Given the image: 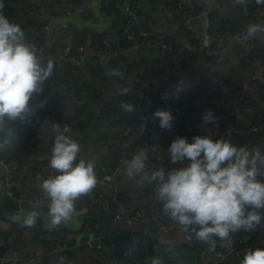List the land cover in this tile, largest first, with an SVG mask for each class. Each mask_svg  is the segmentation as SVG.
Returning a JSON list of instances; mask_svg holds the SVG:
<instances>
[{
    "label": "crops",
    "instance_id": "obj_1",
    "mask_svg": "<svg viewBox=\"0 0 264 264\" xmlns=\"http://www.w3.org/2000/svg\"><path fill=\"white\" fill-rule=\"evenodd\" d=\"M213 1L212 6L218 5L214 12L222 13L225 19L223 23L228 32L241 15H245L246 20L241 23L238 30L247 24L264 25V5L257 3V0ZM83 2L86 4L83 14L68 15V12L74 11ZM129 2L131 0H106V15H103L97 0H2L3 8L0 9L2 14L10 23L20 26L25 41L36 49L40 57L46 53L58 54L66 46H76L79 37H83L84 41L90 37L91 42L84 53L75 52L77 63L70 61L59 63L49 77L51 93L62 98L57 106V112L64 123L59 126L49 121L48 116L40 115L38 111L41 106L40 99L34 94L30 101L31 113L24 120L18 121H22L24 126L29 121L35 124L40 134L37 145L29 147L31 154L27 155L25 147H21L26 146V137L17 135L15 142L19 147L5 145L0 148V154L5 157L11 158L14 149H19L20 157L22 159L27 157L30 160L22 162L19 167L18 164L12 163L11 177L0 167L1 246L3 240L9 237L10 232L12 233L9 237L8 250L0 261L8 258L9 264H125V261L115 260L111 253L104 252L98 246H91L80 253L67 254L61 252V249L54 251L53 230L56 227L51 226L48 207L44 203H33L29 200L45 196L41 184L53 176L49 161L57 135H67L77 142L81 147L77 162L79 159L92 162L96 176L114 187L113 189L94 187L90 193L75 202L79 215L58 226L63 241L80 234L89 235L93 239L104 233L107 227L126 230L137 226L128 222L112 224L113 214L121 206L150 211L162 206L156 197V183L145 180L143 185H140L137 181L143 174L129 179L125 175L126 165L118 167L121 157H133L143 148L140 146L142 140L144 144H153L164 149L166 148L160 142H164L167 136L172 137V142L175 135L185 138L188 143H192L193 137L196 136H210L215 141L221 138L226 129L251 128L252 113L246 107L248 101L256 100L264 109V52L259 46L264 45V33H259L261 37L259 41L254 40L255 48L258 46L259 49L258 53L252 50L235 53L233 41L229 39L220 54L212 56L209 42L217 38L219 35L217 32L220 31L218 22L211 19L214 12L204 16L206 36L200 39L195 37V33L204 34L202 28L204 19L201 17L195 25V30L185 27L188 18L203 10L206 0H180L178 8L172 4L173 0H140L137 9L132 10L133 14L140 16L136 17L133 28H127L129 33L127 41L132 40L133 44H139L140 48L138 51L127 52L129 47L127 42L120 47L122 39L118 38L116 41L115 31L122 28L121 17L128 14L125 6ZM180 7L185 10L184 15L180 14L182 11ZM184 16L188 18L185 19ZM46 21L52 25L68 23L69 29L55 34L44 28ZM144 33L147 35L140 39ZM162 33L171 34L172 46L166 53H162L155 45L157 35ZM151 36L154 38L151 39ZM230 36L232 34L229 32L225 37ZM103 39L108 40L120 51L117 57L109 58L104 54L101 45ZM113 71L121 75H111ZM147 73L161 78L168 86L166 92L169 96L166 103L161 102L154 108V112L161 109L172 114L174 119L170 129H162L159 126V119L154 118V113L147 112L150 109L149 105L141 108L143 93L136 88L137 85L143 86ZM130 99H138L139 102L136 107L134 106V111L124 112L121 104L122 102L130 104ZM199 99L209 100L210 103L201 104L198 102ZM200 105L205 108L203 117L208 113V109L213 112L214 123L205 122L202 118L195 120L198 114L194 109ZM240 106L246 111L242 119L236 117V109ZM83 107L87 109V114L78 119L74 118V113ZM137 114L144 120L140 122ZM96 120L99 122L96 123ZM13 125L15 122L7 123L6 127ZM65 128L70 131L64 132ZM250 133L252 132L245 134ZM228 142L237 148L244 147L248 151L259 149L264 154V134L256 139L243 141L232 136ZM160 153L161 149L156 148L145 161V171L149 175L160 168L166 171V162L160 165L155 160V156ZM189 163L187 159L178 162L174 169L186 167ZM36 171L41 173L42 183L32 188L30 182ZM11 179L23 183L20 195L24 201V208L19 214L2 206L4 200L8 199L6 184ZM3 180L6 184H3ZM92 193L98 195L96 200L90 199ZM31 211H38L40 215L36 224L29 227L23 225L22 219L25 213ZM258 211L264 215V209ZM17 215L21 216V222L8 220ZM89 227L92 229L91 232L88 231ZM248 232L250 231L240 230L230 235L233 251L223 258L220 264H240L246 254L244 250L246 245L252 246L254 251L264 249L263 222L256 226L250 236L247 235ZM151 235L157 238L161 245L153 258V261L156 260L159 264H179L173 258L176 253L184 250L196 255L195 262L187 264H215L218 260L216 251H226L229 248L227 240H215L214 245L201 242L195 238L194 232L184 231L179 224L169 233L153 232ZM239 239H243V242H239Z\"/></svg>",
    "mask_w": 264,
    "mask_h": 264
},
{
    "label": "clouds",
    "instance_id": "obj_2",
    "mask_svg": "<svg viewBox=\"0 0 264 264\" xmlns=\"http://www.w3.org/2000/svg\"><path fill=\"white\" fill-rule=\"evenodd\" d=\"M257 33H264V25L248 26V36ZM53 67L51 60L44 65L36 49L25 41L20 26L10 23L0 11V148L15 137L6 124L24 120L31 113V98L42 91ZM111 75L121 73L113 71ZM168 96L166 92L162 98ZM121 108L124 112L135 110L127 102H122ZM153 115L162 129L171 128L174 118L169 111L157 109ZM202 119L215 122L211 112ZM80 152V145L69 136H56L49 163L58 174L41 184L53 228L79 215L75 202L97 184L94 164L84 159L77 162ZM168 152L173 163L186 159L190 163L168 172L160 168L149 175L145 171L148 151L141 149L126 162L125 175L131 179L143 174L137 181L140 185L145 180L156 183L163 211L184 231L191 230L197 240L214 245L215 238L227 240L240 230L253 231L264 220L258 211L264 209V181L258 179L264 176V154L259 149L248 151L222 139L196 136L192 143L177 137ZM39 215L38 211L25 213L23 225L34 226ZM12 219L21 222V216ZM153 264L159 262L154 260ZM240 264H264V249L247 251Z\"/></svg>",
    "mask_w": 264,
    "mask_h": 264
},
{
    "label": "built area",
    "instance_id": "obj_3",
    "mask_svg": "<svg viewBox=\"0 0 264 264\" xmlns=\"http://www.w3.org/2000/svg\"><path fill=\"white\" fill-rule=\"evenodd\" d=\"M7 1H10V0H7ZM97 2H98V6H99L102 14L106 15V10H105L106 0H97ZM213 2H214L213 0H206V5L204 6L203 10L198 11L196 13V15L194 16L195 18H198V19L200 17L202 19H204L202 22V28L204 29V34L195 33V37L197 39H200L201 37L206 36L205 32H207V29H206L204 16L211 14L218 7V5L212 6ZM180 9L182 10V7H180ZM193 9H194V7H192V10ZM85 10H86V4L83 2L79 7L74 9V11L68 12V15H71L72 13L83 14L85 12ZM125 11L128 14H133L130 2L126 4ZM249 25H252V24H247L245 27H243V29H241L239 32H236L235 34H233L230 37L221 36V37L211 39L209 42L210 54L212 56H218L220 54L221 49L224 47V45L226 44V42L229 39H231L233 41V50L235 53H239L242 50L249 51V50L254 49L255 48L254 40L259 41L261 39V37H260L259 33H257L255 36H251V37L248 36L247 29H248ZM185 27L190 28V25L188 22L185 23ZM44 28L46 30L53 31L55 34H60L61 32L69 29V24L63 23L61 25H52L51 22L46 21L44 23ZM146 35L147 34L144 33L141 35V37H144ZM170 38H171V34H169V33H162V34L157 35L155 45L161 50L162 53H166L168 51V49L171 48V46H172L171 40L172 39H170ZM90 42H91V38L88 37L84 41V43H81V44L76 45L74 47L66 46L58 54L49 55L48 53H46L41 57L42 62L51 60L54 64V66L58 65L59 63H61L63 61H70L72 63H77L78 58L75 55V52L77 54L78 53L79 54L84 53L87 50V47L89 46ZM101 45H102V48L104 50V54L109 58H115L120 54V51L115 49L112 46V44L106 39L101 40ZM139 48H140L139 44L134 43L132 46L127 48V52H130L132 50L138 51ZM143 86L149 87V91L151 93H153V92L157 93L159 100L163 104L166 103V98H162L164 96V94L166 93V91L168 90V86L164 80H162L161 78H158V77H153L147 73ZM149 91H148V96L146 98V104L151 107L154 105V98L152 96H150ZM198 102L201 104H205V105L210 103L209 100H204V99L203 100L199 99ZM208 112L213 113L209 109H208ZM245 114H246V111L243 107H241V106L237 107L236 117L238 119H242ZM49 124L52 127H55V125H53L52 123H49ZM27 126L30 127L31 129H35V127H36L35 124L32 123L31 121L27 122ZM129 127L132 128L131 125ZM198 127H199V125L197 124L196 128H198ZM263 129H264V124L257 125V126H251V128L249 130H243L240 127L230 128V129H226L224 131V134L221 136L220 139L228 141V139L234 135H243L246 132L257 133ZM156 148L161 149V153L159 155L155 156V160L157 161L158 164L162 165L164 162H169V163L172 162L168 150H166L164 148L158 147L157 145L145 143V146L142 149H146L148 151V156H149V155H152V152ZM132 158L133 157H121L119 159V162H118V167L122 168L123 166L126 165V162L131 160ZM0 167L4 170V172L7 176L11 177L12 168H11V166H8L1 159V157H0ZM263 177L264 176H260V177H258V179L262 180ZM96 178H97V184L95 187H100L102 189H113L114 188L111 183H107L104 180L98 178L97 176H96ZM41 183H42V175L39 171H36L34 178L30 182V185L32 188H35ZM22 187H23V183L15 180V179H11L6 184V195H7L8 199H10L14 202V204H15L14 212L16 214L21 213L23 211V208H24V201L20 195V191H21ZM97 196L98 195L96 193H92V194H90V199L96 200ZM29 201L33 202V203H44L46 205L48 203L45 196H37L36 198H33ZM124 222H128V223H131L134 225H139V224L143 223L145 232L149 233V234H151L153 232L156 234L169 233L172 230H174L176 225L178 224L176 221L172 220L168 214H166L163 211V205L161 207L156 208L153 211L146 210V209L141 210L138 208L121 206L113 214L112 224L117 225L119 223H124ZM88 231L91 232L92 229L89 227ZM251 234H252V231L248 232L247 235L250 236ZM53 239L55 242V250L54 251H57V250L59 251L62 247V243L64 242L62 237H61L59 227H56V229L53 230ZM215 240H221V239L215 238ZM239 242H243V239H239ZM226 243L229 247V248H227L226 251H223V250H217L216 251V257L218 260L215 264H220V262L223 258H225L226 256H228L229 254L232 253L233 249L231 248V240L227 239ZM1 244H2V239L0 238V247H1ZM98 248H99V246H98ZM244 250L246 252L249 250L254 251L252 246H250V245H246ZM9 263H10V260L8 258H3L0 261V264H9Z\"/></svg>",
    "mask_w": 264,
    "mask_h": 264
},
{
    "label": "water",
    "instance_id": "obj_4",
    "mask_svg": "<svg viewBox=\"0 0 264 264\" xmlns=\"http://www.w3.org/2000/svg\"><path fill=\"white\" fill-rule=\"evenodd\" d=\"M181 15L185 14V10L180 12ZM140 16L139 14H125L121 17L122 28L115 31L116 33V41L118 38H121L120 47L127 42V45L130 47L133 45V41H127L128 37V27L133 28L136 22V17ZM185 17V16H184ZM188 17H185L187 19ZM246 20L245 15H241L239 20L234 22L229 32L230 34H235L240 27L241 23ZM192 30H195V25L198 22V18L191 17L187 19ZM142 39L143 37H139ZM154 36H151L153 39ZM143 93V100L141 104V108L146 105V98L148 96L149 87H143L142 85H137V88ZM99 121L96 120V123ZM264 134V130L257 133H250L245 135H234L233 137L238 140H247V139H256L260 135ZM179 137V135H175L174 139ZM141 147H144V140L140 143ZM178 162L165 163L166 171H171L177 166ZM50 171L54 175L58 173L50 167ZM3 184L5 180H3ZM9 221H14L12 217L8 219ZM12 233H9V237H11ZM9 237L3 240V245L0 247V259L4 256L5 252L8 250L9 245ZM93 240V241H92ZM94 247H101L104 252L111 253L113 258L117 261H125V264H153V258L161 245L158 243V239L153 235L146 233L144 230V224L141 223L134 228L122 230L116 227H107L104 233H100L97 237L91 239L89 235L80 234L79 236L71 237V239L64 241L62 243L61 252L70 254L72 252H81L86 249ZM60 254V253H59ZM195 253L190 252L189 250H184L182 252L176 253L173 258L179 264H187L195 262Z\"/></svg>",
    "mask_w": 264,
    "mask_h": 264
},
{
    "label": "trees",
    "instance_id": "obj_5",
    "mask_svg": "<svg viewBox=\"0 0 264 264\" xmlns=\"http://www.w3.org/2000/svg\"><path fill=\"white\" fill-rule=\"evenodd\" d=\"M138 2H140V0H131L130 3H131L132 10L137 9V6H138L137 3ZM254 2H255V0H254ZM172 4L174 5V7L178 8V6H180L181 2H180V0H173ZM261 5H264V3H261ZM211 19L213 21H217L219 24L220 31L217 32L219 34V35H217L218 37L229 35L228 29L226 28V26H224L223 21L225 19H223V15L221 12L212 13ZM240 30L241 29H239L237 32H239ZM83 41H84L83 37H79L77 45L81 44ZM259 46H261L260 48L264 52V45L259 44ZM257 48H258V46L255 48L256 50L252 49V52L258 53L259 49H257ZM47 62L48 61L43 62L45 66H46ZM55 67H56V65L53 68H55ZM96 68H98V67H96ZM93 69H95V68H93ZM87 86L88 85H86V87ZM35 95H36V97H38L40 99L39 102L41 103V106L38 108L39 114L42 116H48L49 121L53 122L56 125L60 126L61 124H63L64 123L63 119H62V117H60V113L57 112V106H58V104L62 98L57 94L51 93V91H50V79L49 78L44 82L42 91L39 93H36ZM150 96H152L154 98V105L151 106L150 109L147 110V112L148 113H154V108L156 106H158L159 104H161V101L158 99L157 93H150ZM125 98L127 99V97H125ZM138 102H139L138 99H135V100L130 99V104H132L135 107H136ZM246 107L249 108L251 110V113H252V116H251V120H252L251 123L252 124H251V126H257V125L264 124V109L258 104V102L256 100L248 101V103H246ZM204 109L205 108L202 105H200L199 107L194 109V112L198 114V116L195 120H200L203 117ZM86 110L87 109L85 107H83L81 110L76 111L74 113V118H76V119L81 118L82 116L87 114ZM137 118L140 122L144 120V118L139 117V114H137ZM7 128H11L13 131H15V137H17V135L26 137L25 143H27V144H26V146H21V147H25L24 151L27 153V155L31 154V152L29 151V147H34L35 145H37L38 140H40V134L38 132V128L36 127L35 129H31L26 124L24 126L23 122L18 121V120L15 122V125L9 126ZM15 137L11 138V142H10V144H7V146L19 147V146H16ZM171 143H172V137H169V136L166 137L164 142H162V143L160 142V144L163 147H165L166 149H169ZM0 157L8 166H10L12 163H14V164L16 163V164H18V167H19V164H21L24 161L30 162V160L27 157H24L23 159L20 157L19 149H14L11 158L5 157L2 154H0ZM262 181H264V177H263ZM2 206L5 207L6 209H13V210L15 209V204L10 199L4 200ZM262 217H264V215ZM262 222L264 225V220H262Z\"/></svg>",
    "mask_w": 264,
    "mask_h": 264
}]
</instances>
